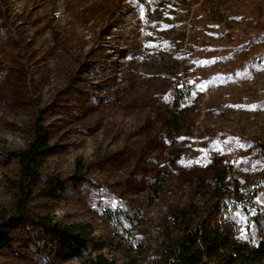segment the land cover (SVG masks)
<instances>
[{"label":"rangeland","instance_id":"1","mask_svg":"<svg viewBox=\"0 0 264 264\" xmlns=\"http://www.w3.org/2000/svg\"><path fill=\"white\" fill-rule=\"evenodd\" d=\"M40 128L52 149L0 264H165L184 218L257 245L264 0H0V213H16ZM36 214L90 224L92 240L66 256Z\"/></svg>","mask_w":264,"mask_h":264},{"label":"trees","instance_id":"2","mask_svg":"<svg viewBox=\"0 0 264 264\" xmlns=\"http://www.w3.org/2000/svg\"><path fill=\"white\" fill-rule=\"evenodd\" d=\"M182 97H175L179 105ZM52 148L49 146V136L41 128L30 150L20 157V183L17 195V209L12 216L0 213V249L8 245L11 239L10 227L21 224L26 212L27 199L31 195V186L40 180V171L44 166L43 157ZM227 172L218 171L216 176V191L225 190ZM60 188L48 182L45 191L57 195ZM250 195V208L258 212L263 202H258ZM248 208V207H247ZM43 235L41 242L49 248H59L66 256L80 255L92 240L93 228L90 224H61L48 214H36L32 218ZM261 229L263 224L256 216L252 218ZM174 221L180 223L179 215ZM182 236L179 239L170 238L165 245L163 259L165 264H264V231L258 238L257 245L241 242L221 233L217 228H210L205 221L196 223L191 219L182 220ZM86 264H115L104 254L90 257Z\"/></svg>","mask_w":264,"mask_h":264}]
</instances>
